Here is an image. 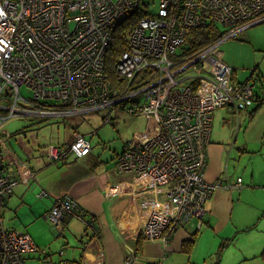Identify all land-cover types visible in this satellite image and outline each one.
Masks as SVG:
<instances>
[{"label": "built area", "instance_id": "2783aa9c", "mask_svg": "<svg viewBox=\"0 0 264 264\" xmlns=\"http://www.w3.org/2000/svg\"><path fill=\"white\" fill-rule=\"evenodd\" d=\"M138 12L143 16L129 22ZM258 20H264V0H158L156 7L142 0H0V122L106 108L145 116L149 127L123 144L115 168L134 175L150 194L142 203L148 214L141 238L166 244L177 229L203 222L216 187L242 188L241 179L226 175L216 185L204 179L213 111H238L254 101L253 86L234 84L239 81H232L215 47ZM208 24L228 31L216 44L183 55L191 30ZM120 27L126 28L125 47L108 63ZM195 60L189 72H179ZM144 71L149 76L138 81ZM21 86L30 98L20 95ZM136 96L142 102L131 101ZM1 146L0 212L17 184L1 167ZM91 149L88 138L74 133L69 145H49L45 159L80 158ZM69 217L84 219L76 204L61 197L42 216L58 230ZM38 251L45 253L27 233L0 225V264H25L24 256ZM58 256L48 264H68L62 252ZM134 260L128 253L125 264Z\"/></svg>", "mask_w": 264, "mask_h": 264}, {"label": "crops", "instance_id": "0c3cea01", "mask_svg": "<svg viewBox=\"0 0 264 264\" xmlns=\"http://www.w3.org/2000/svg\"><path fill=\"white\" fill-rule=\"evenodd\" d=\"M263 25L264 22H245L244 29L236 35L238 38L225 39L218 46L222 61L233 70L235 80L239 81L234 84L253 86L255 100L258 98L257 101H262L259 104L256 101L252 103V110L249 112L227 107L213 111L204 179L207 183L216 185L226 175L234 182L241 179L242 188L230 190L224 185L216 187L205 204L206 215L198 229L197 223L191 221L184 228L174 231L166 244L138 238L136 232L148 214V210L141 209L140 204L150 194L141 189L142 185H137L133 176L117 172L115 158L121 153L122 147L110 159L94 155L91 149L84 157L70 156L67 160L50 164L43 154V159L36 162V167L24 170L21 175L17 173L16 178L8 176L16 179L17 184L5 198L2 209L10 203L16 207L23 204L31 209L32 215L41 217L51 209L57 198H66L76 204L85 212L84 219L69 218L81 224L88 223L87 228L92 236L81 238L80 252L59 251L64 254L62 260L72 264H125L128 253L135 259L134 264H264L259 257L264 250V231L255 239L253 236L249 239L244 234L253 231L264 221ZM227 42L232 47L224 51L221 46ZM257 84L261 95L254 92ZM231 113L234 118L230 122L227 115H232ZM240 115H243V140L242 147L237 149L235 155L252 156L238 157L236 169L242 167L241 175H238L236 169L230 168L229 163L242 127ZM74 133L90 140L91 136L73 131L68 141L64 140L59 145H69ZM51 144L56 143L51 142L45 147ZM251 148L253 151H248ZM20 158L25 160L22 156ZM243 158H246L244 162L241 160ZM109 161L112 162V168ZM22 163L15 161L16 168ZM28 176L30 177L26 178ZM255 176L258 177L256 180ZM151 198L154 199V194ZM0 216V225L5 227L1 212ZM66 219L61 222L59 230L52 228L56 236H63ZM73 229L78 236L79 231ZM188 241H192L193 245L190 252L185 253L182 251V244ZM195 253H198L196 259ZM226 253L231 256V260L224 259ZM48 256L44 254L39 257L42 264L49 262Z\"/></svg>", "mask_w": 264, "mask_h": 264}, {"label": "rangeland", "instance_id": "374dc122", "mask_svg": "<svg viewBox=\"0 0 264 264\" xmlns=\"http://www.w3.org/2000/svg\"><path fill=\"white\" fill-rule=\"evenodd\" d=\"M142 2L144 4H149L153 7H156L158 0H142ZM260 21L264 20H258L256 22ZM205 26L199 28H203ZM199 28H195L193 30ZM217 28L220 33L225 31L220 25H217ZM235 37L238 38L237 36ZM220 43L215 47V51H218L221 55V50H219L218 47L220 46ZM227 43H224L221 46L222 50L227 51L232 47L231 43ZM121 52H119V54ZM208 55H210V52L204 53L201 59L204 60ZM196 63L197 60L191 62L189 61L186 64L179 66V72H189L191 67ZM254 92L256 95H261V89L258 84L255 86ZM19 93L25 98L31 97V94L26 92V88L24 86H21L19 88ZM131 101L142 102V98L136 96L132 98ZM251 107L252 105L248 106L246 109L241 110L240 112H249L252 110ZM106 116L109 117L110 122L103 124V119ZM227 118L231 122V120L234 118L233 114H228ZM239 119L240 124H242L243 115H240ZM230 125L233 129L231 123ZM230 125H228L227 127L228 130L230 129ZM148 127L149 123L145 116L130 115L126 112L115 110L114 108H106L99 111L82 112L77 113L71 117H54L46 120L38 117L10 118L4 122H0V143L2 145L1 159L3 163V171L5 175H8L11 178H16L15 175L17 173L21 175L22 173H24V170H28L31 167H36V162L43 159V147L50 144L51 142L60 144L63 143L64 140L68 141L73 131L88 135V137L91 136L90 141L92 144L93 154H99L100 157H106L110 159L111 155H114L116 152L121 150L124 142H126L127 140H131L135 136V134L143 132ZM242 133L243 124L239 129L238 140L235 144L231 162L229 163L230 168L233 167L234 169H236L235 163L239 164L238 157L241 158L242 156H252L250 154L238 156L235 155L237 153V149H240L242 147ZM232 137H234V135ZM231 141L232 138L230 139V143ZM252 149L253 148L248 149V151H253ZM20 156H22L25 160L21 159ZM241 160L244 162L246 158H243ZM15 161L23 163L21 164V166L18 165L16 168ZM109 164H111L112 168L111 161H109ZM241 170L242 167H238L236 169L238 175H241ZM131 176L134 177V175ZM29 177L30 176L26 178ZM257 178L258 177L255 176V180ZM140 206L141 209H143L142 204H140ZM1 215L3 219V225L5 227L13 226L16 227L18 231L28 233V235L31 236L30 238L34 240L37 248L41 251L43 250L45 252L44 254L50 256H48V259L51 260V256L53 255L52 258L53 262L55 263L58 262V253L60 250H62V252L64 253L72 252L74 250L80 252L81 238L85 239L86 237L90 238L92 236L89 228H87L88 223L81 224L80 222L72 218L66 219V224H64L65 230H63V236H56V234H54L52 231V228L56 227V224L44 220L42 216L40 217L32 215L31 209L23 204H20L17 207L12 203H10L8 206L4 205V208L1 211ZM142 225L143 224L140 225L136 232L138 238L144 236ZM73 228H76L79 231L78 236H76ZM140 228H142V235ZM263 229L264 221H262L259 226L253 231L244 234L245 236H248L249 239L253 237L255 239V237L263 233ZM44 254H41L40 251L36 253L26 254L24 256L25 264H42L39 260V257L41 258ZM194 258H198V253H195ZM224 259L231 260V256L226 253Z\"/></svg>", "mask_w": 264, "mask_h": 264}, {"label": "trees", "instance_id": "16d2710c", "mask_svg": "<svg viewBox=\"0 0 264 264\" xmlns=\"http://www.w3.org/2000/svg\"><path fill=\"white\" fill-rule=\"evenodd\" d=\"M142 16L143 15L138 12L137 14H135L130 19L129 22H133V20L136 21V20L140 19ZM122 27L118 28L116 33H115L114 40L112 42V45L110 46V59H108V63L111 61V59H113L115 56H117L119 54V52H121L125 47V33L123 32V29H126V28H122ZM128 27L130 28L129 25H128ZM223 33L224 32L220 33L218 31L217 25H212V24H208L203 28H199V29L191 31L188 38H187V44L183 48V55H187V54H190L193 52H197L201 49H204L209 44L213 43L215 40H218L219 38L223 37L222 36ZM110 74H111V76H113V74L111 72H110ZM231 78H232V81L234 82L235 77L233 76V74L231 75ZM253 97H254V99H253L254 101L252 103H254L255 101L257 104L261 103L262 100L259 99V101H257L258 98H256V100H255L254 95H253ZM210 129H211V127H210ZM206 150H207V147H206ZM82 212L85 215V212L83 210H82ZM192 245H193L192 241L184 242L182 244V251L185 253H189ZM138 249H140V247H138ZM259 257L264 262V250L260 253ZM48 263H45V264H48Z\"/></svg>", "mask_w": 264, "mask_h": 264}, {"label": "bare ground", "instance_id": "6f19581e", "mask_svg": "<svg viewBox=\"0 0 264 264\" xmlns=\"http://www.w3.org/2000/svg\"><path fill=\"white\" fill-rule=\"evenodd\" d=\"M116 33V32H115ZM239 33V32H238ZM237 33V34H238ZM236 34V35H237ZM217 41L218 40H215L213 43H211V44H216L217 43ZM195 72H199V70L197 69V70H195ZM147 76H149V73H146V71H144V72H142V74H141V76L137 79L138 81H140L141 80V78L142 77H147ZM144 132H146V129L143 131V132H141V133H144ZM127 142H129V140H127L126 142H124V143H127ZM51 145H55V146H59V144H51ZM47 148H48V146L47 147H44V150H45V152H44V156H45V153H46V150H47ZM1 167H2V169H3V163H2V161H1ZM154 211V210H153ZM155 213V212H154ZM156 214V213H155ZM157 217L161 220V221H163V222H166V219L165 218H163L162 216H160V215H158L157 214ZM196 226H197V229L199 228V226L196 224ZM19 232H21V231H19ZM22 233H25V232H22ZM68 264H72V263H70V262H68Z\"/></svg>", "mask_w": 264, "mask_h": 264}, {"label": "water", "instance_id": "95a60500", "mask_svg": "<svg viewBox=\"0 0 264 264\" xmlns=\"http://www.w3.org/2000/svg\"><path fill=\"white\" fill-rule=\"evenodd\" d=\"M264 21H260V22H257V24H261V23H263ZM250 73V75H251V71L249 72Z\"/></svg>", "mask_w": 264, "mask_h": 264}, {"label": "clouds", "instance_id": "9594fccd", "mask_svg": "<svg viewBox=\"0 0 264 264\" xmlns=\"http://www.w3.org/2000/svg\"><path fill=\"white\" fill-rule=\"evenodd\" d=\"M83 216H84V214H83Z\"/></svg>", "mask_w": 264, "mask_h": 264}]
</instances>
